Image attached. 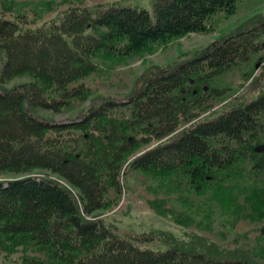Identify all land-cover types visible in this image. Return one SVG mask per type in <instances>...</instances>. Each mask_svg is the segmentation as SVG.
Returning a JSON list of instances; mask_svg holds the SVG:
<instances>
[{"label": "trees", "instance_id": "trees-1", "mask_svg": "<svg viewBox=\"0 0 264 264\" xmlns=\"http://www.w3.org/2000/svg\"><path fill=\"white\" fill-rule=\"evenodd\" d=\"M240 1L72 4L32 27L29 12L42 20L55 0H0V255L22 252L20 262L0 264H260L264 251L226 249L196 233L165 232V249L142 248L103 215L130 175H141L155 211L184 227L213 231L217 204L226 222L245 214L264 234V87L202 117L227 97L222 77L264 60V13L200 53L148 67L125 99L93 95L83 83L104 64L212 32L211 19L234 15ZM21 77L30 81L8 86ZM75 101L89 105L69 121L41 113ZM182 192L211 203L205 219L158 198Z\"/></svg>", "mask_w": 264, "mask_h": 264}, {"label": "rangeland", "instance_id": "rangeland-1", "mask_svg": "<svg viewBox=\"0 0 264 264\" xmlns=\"http://www.w3.org/2000/svg\"><path fill=\"white\" fill-rule=\"evenodd\" d=\"M19 1L35 2L40 0ZM117 1L130 5L144 6L150 10L152 6V0H55V10L45 14L42 20L35 22L31 12H29L28 16L32 27H40L43 23L55 18L60 11L67 9L72 4L89 7L99 3ZM263 13L264 0H241L234 15L227 16L224 12H219L211 19V24L214 28L212 32L191 33L167 45L155 47L152 53H145L142 56L129 58L124 63L114 65L104 64L100 72L91 75L83 83L91 89L93 95H101L119 100L125 99L134 87L137 77L148 67L168 65L174 61L187 58L188 54L194 55L200 53L213 42L233 33L248 19ZM5 16L7 18L13 17L11 13H6ZM29 81L27 77L16 78L9 82L8 86L12 87ZM218 83L226 87L227 97L214 101L213 107L208 112L203 113L202 117L220 110L228 104L248 102L256 97L264 87V60L261 56L257 57L250 64L243 65L239 69L229 72ZM88 105L89 101H75L72 106L64 108L58 113L50 111H41V113L57 122H66L76 117ZM38 176H41V174H38ZM142 179L143 176L141 175L135 177L131 174L130 187L125 188L120 201L103 215L104 219L108 224L113 226L114 232L118 235L124 238L135 239L142 248L165 249L166 244L161 239L163 233L173 234L179 239H186V235L196 233L215 241L226 249L240 248L251 252L264 251V234L261 231L263 222L254 221L251 217H246L245 214L239 217L238 220L233 219L226 222L227 218L221 215L217 204H212L215 211L212 219L217 221L213 231L202 230L196 225L189 228L184 227L172 217L159 215L155 211L150 202L157 199V196L153 195L146 185L141 183ZM158 198L167 199V208L175 213L185 212L189 204L188 210L196 212L199 219H205L204 216L211 204L206 198L188 195L187 192H182L181 195L170 196L161 194ZM187 200L188 203L184 205ZM239 202L241 205L246 206L243 196ZM21 254L22 252L20 251L11 258H6L1 254L0 258L4 262H20ZM29 254L31 253L29 252ZM255 260L260 264H264V259L261 257H255Z\"/></svg>", "mask_w": 264, "mask_h": 264}]
</instances>
